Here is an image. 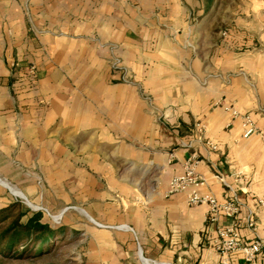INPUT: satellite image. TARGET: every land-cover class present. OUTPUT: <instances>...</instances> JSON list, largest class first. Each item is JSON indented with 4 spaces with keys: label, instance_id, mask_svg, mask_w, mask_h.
<instances>
[{
    "label": "crops",
    "instance_id": "1",
    "mask_svg": "<svg viewBox=\"0 0 264 264\" xmlns=\"http://www.w3.org/2000/svg\"><path fill=\"white\" fill-rule=\"evenodd\" d=\"M250 3L241 34H203V0H0V187L56 200L77 263L220 264L229 225L264 240V0ZM190 163L204 185L166 197ZM192 190L237 213L208 221Z\"/></svg>",
    "mask_w": 264,
    "mask_h": 264
},
{
    "label": "rangeland",
    "instance_id": "2",
    "mask_svg": "<svg viewBox=\"0 0 264 264\" xmlns=\"http://www.w3.org/2000/svg\"><path fill=\"white\" fill-rule=\"evenodd\" d=\"M250 2L251 0H214L215 5L207 14H204L205 7H203V15L201 17L202 31H205L203 34H233L234 32L241 34L242 29L238 19H242V17L246 16L245 11L248 5L251 4ZM203 3L205 4V0H203ZM13 191L15 192L17 190ZM7 195H10L7 190L0 187V209L10 204L17 203L13 216H16V214L21 211H29L27 215L21 218L22 222H24L32 212H41L43 213L44 222L50 224L54 228L64 226L65 231L62 237L55 239L49 245V247H51V252L48 255H43L31 260L0 257V264H79L76 259L83 249L79 242L80 236L70 232L65 226V223L68 221L65 216L59 214V205H57L56 200L47 198L37 200L35 203L27 202L30 204V208L26 205L24 200L15 198L12 195H10V203L8 204L5 200ZM10 222L11 220H7L4 222V225Z\"/></svg>",
    "mask_w": 264,
    "mask_h": 264
},
{
    "label": "built area",
    "instance_id": "3",
    "mask_svg": "<svg viewBox=\"0 0 264 264\" xmlns=\"http://www.w3.org/2000/svg\"><path fill=\"white\" fill-rule=\"evenodd\" d=\"M113 68L119 69V62H114ZM27 73L29 76L34 77L36 75L35 67L30 66ZM242 128L243 138H248L255 132L254 125L249 116L242 118ZM203 185V179L195 175L190 163L182 175L170 179L165 196L169 197L184 192L188 187L195 189ZM187 203L189 205L207 204L208 212L206 218L211 222H216L220 216L231 218L238 210L233 203L219 204L211 195H201L196 190H192L188 194ZM259 203L264 205V200H260ZM248 226L254 230V223L251 220H249ZM211 245L219 256L220 264H235L232 258L236 255L241 256L240 264H252L256 256L264 249V240L254 239L250 244L245 245L239 239L235 226L229 225L217 229L216 237L211 242Z\"/></svg>",
    "mask_w": 264,
    "mask_h": 264
},
{
    "label": "trees",
    "instance_id": "4",
    "mask_svg": "<svg viewBox=\"0 0 264 264\" xmlns=\"http://www.w3.org/2000/svg\"><path fill=\"white\" fill-rule=\"evenodd\" d=\"M213 1L205 0V12ZM16 207L17 203H13L0 209V257L31 260L48 255L51 252L49 245L55 239L63 236L65 227H52L44 222L41 212H32L22 222L21 218L29 211H21L13 216ZM7 220H11V222L4 225Z\"/></svg>",
    "mask_w": 264,
    "mask_h": 264
},
{
    "label": "water",
    "instance_id": "5",
    "mask_svg": "<svg viewBox=\"0 0 264 264\" xmlns=\"http://www.w3.org/2000/svg\"><path fill=\"white\" fill-rule=\"evenodd\" d=\"M17 196H18L20 199L24 200L25 203L28 202L23 196H21V195H17ZM26 205H27L28 207L31 208V206H30L28 203H26ZM35 209H36V208H35Z\"/></svg>",
    "mask_w": 264,
    "mask_h": 264
},
{
    "label": "bare ground",
    "instance_id": "6",
    "mask_svg": "<svg viewBox=\"0 0 264 264\" xmlns=\"http://www.w3.org/2000/svg\"><path fill=\"white\" fill-rule=\"evenodd\" d=\"M16 193H18L19 194V192L18 191H15ZM20 195V194H19ZM27 203V202H26ZM30 205V204H29Z\"/></svg>",
    "mask_w": 264,
    "mask_h": 264
}]
</instances>
